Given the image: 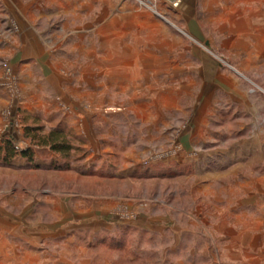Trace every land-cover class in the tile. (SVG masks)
Wrapping results in <instances>:
<instances>
[{
    "label": "rangeland",
    "instance_id": "374dc122",
    "mask_svg": "<svg viewBox=\"0 0 264 264\" xmlns=\"http://www.w3.org/2000/svg\"><path fill=\"white\" fill-rule=\"evenodd\" d=\"M70 2L0 0L45 47L38 125L75 147L37 159L89 174L0 166V224L24 225L0 264H264V52L229 54L197 7ZM13 56L0 79L22 97ZM25 115H0V145L39 150Z\"/></svg>",
    "mask_w": 264,
    "mask_h": 264
},
{
    "label": "crops",
    "instance_id": "0c3cea01",
    "mask_svg": "<svg viewBox=\"0 0 264 264\" xmlns=\"http://www.w3.org/2000/svg\"><path fill=\"white\" fill-rule=\"evenodd\" d=\"M67 1L71 4V0ZM120 2L129 4L130 0H120ZM176 3L182 7L181 14L184 17L186 16L188 20L193 16L194 8L197 7V14L202 12L203 21L211 20L220 24V31L223 33L228 32V36L233 39L226 46L229 54H248L252 48H255L259 52H264V0L156 1V4L166 16L171 13ZM36 5L40 6L38 3ZM43 6V4L40 6L42 11ZM196 21L199 23L202 20L197 18ZM1 23L5 25L3 29L6 35H4L5 37L0 35V52H9L14 55L9 60L12 64L14 78H19V83L16 86L20 88L18 91L21 92L20 96L22 97L18 96V92L13 91L11 83H8L1 74L0 115H12L20 111L32 116H38L40 113V110L37 108V104L40 102L39 94L46 91L47 85L51 89L55 87L51 78H45L44 76L45 63L43 61L46 54L45 47L38 33L28 28L19 16L14 15L13 18L11 13H0V28L3 26ZM13 24L19 27V31L15 29ZM195 35L196 37L200 36L199 33ZM214 66L218 68V65L214 64ZM248 66L246 65L245 67L248 68ZM40 151L39 149L38 153ZM37 164L43 165L46 163L42 159H37ZM14 165L17 168H25L27 163L24 159L19 158L15 161ZM8 227L10 229L14 227L24 229V225L20 223L14 225L11 221H1L0 237L3 239L0 244V260L5 262L11 261L10 253H13L12 248L15 247L10 243L13 237L8 232ZM37 244H27L25 247H28V252L26 250L23 253L25 252L27 255L30 253L32 255L33 252L34 254L37 252L39 256L40 246ZM29 248H31L32 252H30Z\"/></svg>",
    "mask_w": 264,
    "mask_h": 264
},
{
    "label": "trees",
    "instance_id": "16d2710c",
    "mask_svg": "<svg viewBox=\"0 0 264 264\" xmlns=\"http://www.w3.org/2000/svg\"><path fill=\"white\" fill-rule=\"evenodd\" d=\"M25 119H31L33 125H27L24 129V138L30 141V145L37 147L40 150H49L51 153L58 155L59 157H66L69 159L72 156V152L75 151L74 145L69 140L72 136L65 128L51 129L49 132H45L43 127L38 124L42 121L40 116L25 115ZM37 152L31 147L26 150H19L12 139L4 140L0 145V166L10 169H25V170H48L55 172H67L72 171L76 174L87 176L86 172H78L73 167H70L69 162L63 163H46L37 164ZM22 158L26 161L27 166L25 168H17L14 164L15 161ZM64 159V158H62ZM149 176L144 174L137 175L138 179H146ZM117 242V240L115 241ZM117 244V243H116ZM120 245L121 243L118 242Z\"/></svg>",
    "mask_w": 264,
    "mask_h": 264
},
{
    "label": "built area",
    "instance_id": "2783aa9c",
    "mask_svg": "<svg viewBox=\"0 0 264 264\" xmlns=\"http://www.w3.org/2000/svg\"><path fill=\"white\" fill-rule=\"evenodd\" d=\"M156 1L157 0H145V1H142V0H140V3L142 4V5H154V3H156ZM175 5H178L177 3L175 4ZM163 18V17H162Z\"/></svg>",
    "mask_w": 264,
    "mask_h": 264
},
{
    "label": "water",
    "instance_id": "95a60500",
    "mask_svg": "<svg viewBox=\"0 0 264 264\" xmlns=\"http://www.w3.org/2000/svg\"><path fill=\"white\" fill-rule=\"evenodd\" d=\"M173 2H175L176 0H172Z\"/></svg>",
    "mask_w": 264,
    "mask_h": 264
}]
</instances>
